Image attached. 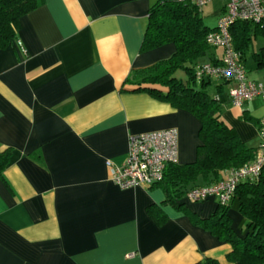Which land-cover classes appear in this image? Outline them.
<instances>
[{"label": "crops", "instance_id": "obj_1", "mask_svg": "<svg viewBox=\"0 0 264 264\" xmlns=\"http://www.w3.org/2000/svg\"><path fill=\"white\" fill-rule=\"evenodd\" d=\"M155 1L44 0L0 50V151L11 149L0 177V264H232L231 245L168 201L160 184L120 189L106 166L124 162L131 135L166 128L178 132L176 163L196 158L199 121L125 83L175 51L168 43L141 51ZM210 81L224 120L257 147L264 101L235 107L231 83ZM176 203L200 218L219 206L185 194ZM238 207L234 198L228 215L244 234Z\"/></svg>", "mask_w": 264, "mask_h": 264}, {"label": "trees", "instance_id": "obj_2", "mask_svg": "<svg viewBox=\"0 0 264 264\" xmlns=\"http://www.w3.org/2000/svg\"><path fill=\"white\" fill-rule=\"evenodd\" d=\"M44 0H0V50L17 38L20 18L37 8ZM202 8L178 0H156L148 10L147 24L141 51H149L167 43L175 45V51L167 59L135 70L125 83L134 91H144L172 107L189 112L200 124L196 158L188 164L170 163L158 183L166 192L167 200L185 211L193 221L231 245L227 261L232 264H264V170L252 180L238 184L234 198L239 211L246 218L247 230L238 234L232 228L228 206L219 204L207 218H200L177 198L186 195V186L211 184L218 180L221 171L238 167L254 157L256 147L241 140L235 129L222 116V104L217 94L210 90L211 79H195V66L211 46L206 36L215 26L206 25L201 16ZM234 48L241 52L245 63L251 36L264 35V22L255 24L237 21L230 29ZM254 32V34H253ZM259 66H264V49L254 53ZM217 59L210 56V61ZM183 71L186 79L175 75ZM249 119V118H247ZM11 155V149L0 151V177ZM191 187V188H192ZM190 188V189H191ZM233 198V200H234ZM232 200V201H233ZM232 203V202H231ZM149 209L157 222L164 216ZM199 264H219L207 259Z\"/></svg>", "mask_w": 264, "mask_h": 264}, {"label": "built area", "instance_id": "obj_3", "mask_svg": "<svg viewBox=\"0 0 264 264\" xmlns=\"http://www.w3.org/2000/svg\"><path fill=\"white\" fill-rule=\"evenodd\" d=\"M202 8L211 0H178ZM237 21L264 22V0H225L224 9L213 30L206 36V43L220 48L217 62H204L195 66V79L224 80L231 83L228 97L235 107H242L255 98L264 101V81L249 78L241 52L234 48L231 26ZM17 45L26 51L21 40ZM259 144L254 157L244 164L221 171L217 181L189 189L186 197L193 201L216 198L220 205L231 204L238 184L257 178L264 170V117L258 123ZM178 159V132L175 128L155 130L129 137L128 152L121 165L106 161L112 182L120 189L138 186L152 187L164 175L166 166Z\"/></svg>", "mask_w": 264, "mask_h": 264}, {"label": "rangeland", "instance_id": "obj_4", "mask_svg": "<svg viewBox=\"0 0 264 264\" xmlns=\"http://www.w3.org/2000/svg\"><path fill=\"white\" fill-rule=\"evenodd\" d=\"M225 0H211L202 7L201 16L206 25L215 26L218 20V14L224 7ZM254 34V32H253ZM172 44L173 43H168ZM166 44V46L168 45ZM249 49L246 53L245 67L250 78L256 80H264V69H261L254 58L255 52H260L264 48V35L258 34L257 36L252 35L249 43ZM165 47V45L161 46ZM175 47V45H174ZM213 51L221 53V49L210 47L206 55L203 56L199 63L210 61V56ZM222 54V53H221Z\"/></svg>", "mask_w": 264, "mask_h": 264}]
</instances>
